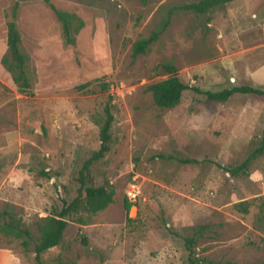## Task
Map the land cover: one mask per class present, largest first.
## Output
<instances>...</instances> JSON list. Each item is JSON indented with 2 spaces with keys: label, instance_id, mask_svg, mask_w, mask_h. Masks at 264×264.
<instances>
[{
  "label": "rangeland",
  "instance_id": "374dc122",
  "mask_svg": "<svg viewBox=\"0 0 264 264\" xmlns=\"http://www.w3.org/2000/svg\"><path fill=\"white\" fill-rule=\"evenodd\" d=\"M45 1L21 0L16 11L30 94L17 89L0 62V210L7 207L37 236L40 220L74 196L77 172L98 148L109 97V150L90 175L95 186L112 188L113 202L84 225L75 219L85 214L68 218L60 244L42 260L186 264L179 236L206 225L198 257L264 264V155L250 162L246 175L223 170L258 144L264 100L233 95L216 103L186 90L176 106L160 109L146 92L167 77L164 62L200 91L264 87V0H233L205 15L175 12L158 40L134 58L131 45L148 36L166 8L198 0H47L80 20L73 45L63 43ZM13 3L0 0V60ZM83 83L88 86L79 89ZM131 185L139 197L126 221L123 199ZM32 257L18 240L0 235V264H34Z\"/></svg>",
  "mask_w": 264,
  "mask_h": 264
},
{
  "label": "trees",
  "instance_id": "16d2710c",
  "mask_svg": "<svg viewBox=\"0 0 264 264\" xmlns=\"http://www.w3.org/2000/svg\"><path fill=\"white\" fill-rule=\"evenodd\" d=\"M20 1L21 0H14L10 11V18L5 23L7 52L2 56L0 62L6 72L9 73L11 81L15 84L17 89L22 93L30 94L31 86L30 77L26 69V57L19 48L20 39L15 22L16 11ZM232 1L233 0H198L194 3L166 8L164 15L160 16L156 26L149 32L148 36L133 42L131 45V57L134 58L137 55L143 54L150 44L158 40L159 36L169 25V20L173 13L188 11L196 15H205L210 10L218 6L226 5ZM45 2L59 24L63 43L73 45L74 35L81 27L80 20L73 14L55 9L47 0ZM140 2L144 4L145 0H140ZM160 67L167 77L163 80L151 83L146 87V92L150 94L153 105L160 109H170L176 106L186 90H190L202 96L206 101L216 103H223L233 95H248L264 100V87L257 88L242 85L222 89L217 92L200 91L197 88L189 87L182 83L176 76L175 70L171 64L164 62ZM86 86H88V83H83L78 88L82 89ZM100 86L102 90L106 89V85L100 84ZM111 108V99L108 97V100L102 108L103 119L98 130V148L81 164L75 178L77 186L74 196L69 200H61V207L58 211H54L52 215L40 220L37 224V236L35 238L32 237L30 231L24 226L21 219L16 217L7 207H3L0 210V235L18 240L22 251H30L32 253L34 264H71L64 263L59 257L53 259L52 262H45L42 260L41 255L60 244L68 218L79 214H85L86 218L77 217L75 219L76 223L84 225L88 216L102 211L113 202L112 188L106 183L95 186L93 178L90 175L91 165L101 160L109 150V130L113 121ZM262 155H264V130L261 133L258 144L238 165L226 167L223 168V170L228 173L230 177H236L239 174L246 175L250 162ZM159 157L163 158L162 156ZM167 158L171 159V157ZM176 161L181 164L194 162L189 159H176ZM216 166L218 167L219 165L216 164ZM39 175L44 178L50 177L49 174L43 170L39 171ZM132 205L133 203H129L124 197L123 211L126 221L129 220L128 213ZM236 207H239L238 210L240 212H246L243 203H238ZM206 229V225H198L191 229V235L179 236L186 252V264H217L198 257L196 253L197 241L203 236ZM80 242L81 245L86 246V239L82 235L80 236Z\"/></svg>",
  "mask_w": 264,
  "mask_h": 264
},
{
  "label": "built area",
  "instance_id": "2783aa9c",
  "mask_svg": "<svg viewBox=\"0 0 264 264\" xmlns=\"http://www.w3.org/2000/svg\"><path fill=\"white\" fill-rule=\"evenodd\" d=\"M138 197H139L138 188L134 185H131V187L125 193V198L129 203H135Z\"/></svg>",
  "mask_w": 264,
  "mask_h": 264
}]
</instances>
